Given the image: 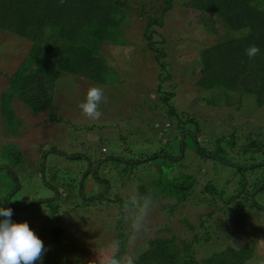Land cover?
<instances>
[{"label": "rangeland", "instance_id": "rangeland-1", "mask_svg": "<svg viewBox=\"0 0 264 264\" xmlns=\"http://www.w3.org/2000/svg\"><path fill=\"white\" fill-rule=\"evenodd\" d=\"M124 1L125 25L92 23L77 41L98 45L104 80L46 67L51 108L14 97L11 117L0 113V264H105L121 236L114 264L170 236L197 260L246 247L242 264H264V186L252 194L264 149L247 148L264 145V104L203 80L197 63L200 49L241 33L173 0L145 34L162 0ZM30 48L0 29V96Z\"/></svg>", "mask_w": 264, "mask_h": 264}, {"label": "trees", "instance_id": "trees-1", "mask_svg": "<svg viewBox=\"0 0 264 264\" xmlns=\"http://www.w3.org/2000/svg\"><path fill=\"white\" fill-rule=\"evenodd\" d=\"M185 1L184 6L214 16L226 31L241 33L236 38L199 50L197 63L202 79L222 82L228 85L229 90L250 94L261 107L264 104V0ZM162 2L164 8L161 16L150 19L145 26V34L149 33L153 24L163 25V16L171 9L173 0ZM127 10L124 0H0V29L31 42L26 59L0 96L1 115L11 117L14 97L33 110L51 108L50 86L46 82L50 75L46 67L74 74L80 72L86 78L100 82L104 80V66L98 57V45L85 47L77 41L92 25L113 31L120 29L129 18ZM146 38L149 39L146 49L155 53L154 58L159 63L164 54L153 46L151 36ZM35 87L37 93H33ZM161 95L163 104L168 106L170 94L163 92ZM203 218L201 216L200 220ZM121 237L117 243L118 251L105 264H114L125 252L127 242ZM207 238L196 235L193 241L201 242ZM169 239L167 242H151L147 249L133 259L132 264H242L250 254L246 247L239 250L228 247L197 260L191 253L190 245L181 250L174 237L170 236Z\"/></svg>", "mask_w": 264, "mask_h": 264}, {"label": "water", "instance_id": "water-1", "mask_svg": "<svg viewBox=\"0 0 264 264\" xmlns=\"http://www.w3.org/2000/svg\"><path fill=\"white\" fill-rule=\"evenodd\" d=\"M183 134L181 135V140L183 139ZM262 147V146H261ZM247 148L248 149H251V150H257V152H259L258 151V147H257V145L255 144V141L254 140H249L248 141V144H247ZM263 186H264V182L262 183V184H260L257 188H255L254 190H253V192H252V194H254V193H256L258 190H260V189H262L263 188ZM54 191V190H53ZM56 194V193H55ZM252 194H251V196H250V198L251 199H253L252 198ZM56 197H57V194H56Z\"/></svg>", "mask_w": 264, "mask_h": 264}, {"label": "flooded vegetation", "instance_id": "flooded-vegetation-1", "mask_svg": "<svg viewBox=\"0 0 264 264\" xmlns=\"http://www.w3.org/2000/svg\"><path fill=\"white\" fill-rule=\"evenodd\" d=\"M255 144L257 145V147H259L258 151H259V150L261 151V150H263V149H264V145H260V146H259V144H258V143H256V141H255ZM261 146H262V147H261ZM260 151H259V152H260Z\"/></svg>", "mask_w": 264, "mask_h": 264}, {"label": "built area", "instance_id": "built-area-1", "mask_svg": "<svg viewBox=\"0 0 264 264\" xmlns=\"http://www.w3.org/2000/svg\"><path fill=\"white\" fill-rule=\"evenodd\" d=\"M102 151H105V148H103Z\"/></svg>", "mask_w": 264, "mask_h": 264}]
</instances>
